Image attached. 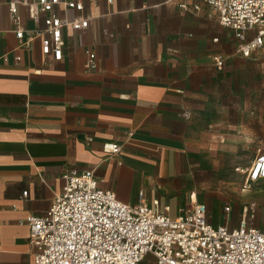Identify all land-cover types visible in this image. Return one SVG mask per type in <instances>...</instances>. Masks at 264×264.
<instances>
[{"label":"crops","instance_id":"1","mask_svg":"<svg viewBox=\"0 0 264 264\" xmlns=\"http://www.w3.org/2000/svg\"><path fill=\"white\" fill-rule=\"evenodd\" d=\"M80 1L81 11L56 8L90 19L84 29H64L56 60L42 52L40 37L16 36L10 5L27 33L44 27L43 15L34 19L22 0H0V264H36L27 219L47 211L68 169L94 170L126 203H139L144 190L151 206L170 205L174 217L193 200L173 192L169 178L185 152V121H200L202 71L215 74V58L227 51L217 41V12L204 0H189L199 11L175 0ZM111 142L122 151L107 153ZM263 198L264 190L252 191L244 206ZM232 211L225 205L218 223L209 211L210 222L237 227L243 213L237 222ZM255 225L264 230V213Z\"/></svg>","mask_w":264,"mask_h":264},{"label":"built area","instance_id":"2","mask_svg":"<svg viewBox=\"0 0 264 264\" xmlns=\"http://www.w3.org/2000/svg\"><path fill=\"white\" fill-rule=\"evenodd\" d=\"M175 1L183 11L201 9L199 2ZM204 1L217 12L220 24L234 31L243 56L250 57L264 46V0ZM22 2L29 5L34 19L43 15L44 27L27 33L13 3L10 12L16 36L26 42L40 37L42 52L56 60L64 55V29L81 30L90 21L88 17L71 19L56 10L81 11L80 0ZM88 54V68L93 69L95 53ZM215 60L222 67L223 58ZM104 150L118 154L122 144L106 143ZM62 178V190L47 211L27 219L36 264H145L151 261L148 256L154 258L153 264H264V230L253 222L255 202L246 204L239 225L230 227L227 220L212 224L207 205L196 199L174 217L170 205L161 207L155 201L151 206L144 190L137 204L120 200L115 191L100 186L92 169H68ZM262 178L264 151L248 168L247 181ZM244 187L249 188L248 184ZM224 210L228 213L231 207Z\"/></svg>","mask_w":264,"mask_h":264},{"label":"rangeland","instance_id":"3","mask_svg":"<svg viewBox=\"0 0 264 264\" xmlns=\"http://www.w3.org/2000/svg\"><path fill=\"white\" fill-rule=\"evenodd\" d=\"M217 31L218 44L227 50L224 63L210 76L202 71L200 121H185V152H178L179 172L169 180L173 192L184 197L196 194L206 203L216 223L227 204L238 222L244 203L251 200L247 195L264 190V180L247 181L249 166L264 151V46L256 56L245 57L232 29L218 22ZM246 184L250 191L244 192ZM257 203L254 224L264 213V198ZM148 259L152 262L145 264H153L154 258Z\"/></svg>","mask_w":264,"mask_h":264},{"label":"bare ground","instance_id":"4","mask_svg":"<svg viewBox=\"0 0 264 264\" xmlns=\"http://www.w3.org/2000/svg\"><path fill=\"white\" fill-rule=\"evenodd\" d=\"M193 199H196V194L193 195Z\"/></svg>","mask_w":264,"mask_h":264}]
</instances>
